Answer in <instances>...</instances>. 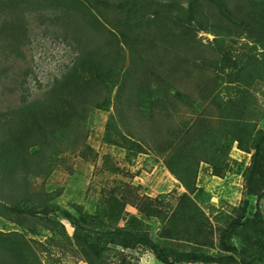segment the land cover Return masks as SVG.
Wrapping results in <instances>:
<instances>
[{"label":"rangeland","instance_id":"rangeland-1","mask_svg":"<svg viewBox=\"0 0 264 264\" xmlns=\"http://www.w3.org/2000/svg\"><path fill=\"white\" fill-rule=\"evenodd\" d=\"M80 1L0 0V264H91L60 208L238 259L247 242L233 240L227 252L228 229L253 225L258 210L264 219V199L244 194L264 133V0H116L126 7L107 14ZM195 2L209 29L184 39ZM128 31L141 35V56L125 53ZM106 35L117 50L103 46ZM85 49L112 69L108 81L96 78L111 92L109 107L107 94L67 107L69 93L55 88ZM149 49L163 52L152 69L174 88L141 72ZM46 101L55 103L48 123L24 110ZM120 250L98 264H164L142 247Z\"/></svg>","mask_w":264,"mask_h":264},{"label":"trees","instance_id":"trees-1","mask_svg":"<svg viewBox=\"0 0 264 264\" xmlns=\"http://www.w3.org/2000/svg\"><path fill=\"white\" fill-rule=\"evenodd\" d=\"M198 2V0H195ZM83 7L88 9V4L96 7L97 11L107 14L108 11L118 13L120 12L119 6L125 8L126 6L116 0H81ZM196 2L193 3L189 10L186 18H183L181 27L184 32L182 35L184 39H187L188 34L192 33L195 29L208 30L207 15L206 12L200 9V6ZM86 9V10H87ZM97 18V16H95ZM195 23L196 27L187 25L188 23ZM85 34L88 35L89 28H83ZM191 31V32H189ZM136 33V32H135ZM134 31H128L125 33V43L122 47H125V53L132 55L141 56L143 53H138L139 49L134 44L139 42L141 35L135 34ZM102 44L108 45L112 50H117L120 43L116 47L115 41L111 40L107 35L102 37ZM156 52V51H155ZM91 51L85 49L79 54L78 63L70 65L67 69V73L62 75L57 81L55 88L62 89V92L69 93L67 101L64 103L65 106L71 107L72 104H76V97L78 99H84L86 97L97 98L100 94H107L101 100L104 107H109L111 102V92L106 91L101 86H97L96 78H100V81L109 80L108 73H112V69H108L104 64V56L95 52L90 54ZM113 53V52H112ZM111 53V54H112ZM151 53L150 56H154L153 59L140 62V70L144 75L152 74L157 75V78L162 82L163 86L167 90L174 88L172 80L168 78H162L153 71L152 66L161 62L158 58V54L161 55L163 52L158 51L154 53L153 50H148ZM153 62V63H152ZM163 65L161 64V70ZM135 71V70H134ZM132 71V73L134 72ZM131 73V74H132ZM189 77V74H187ZM195 78V77H194ZM185 80V79H183ZM127 83L132 87L134 82L127 77L125 85ZM174 83V82H173ZM124 85V89H126ZM61 103V101H59ZM55 104L53 101H46L45 103L37 106L34 104L27 105L24 109L30 116H36L39 112L37 120H41L44 123H48L52 120L48 117L46 108L49 105ZM37 110V112H36ZM69 110L64 111V113ZM39 122H37L38 124ZM246 196H255L257 201L260 203L264 199V133L260 134L254 140V153L252 156V163L247 167L245 171V192ZM246 205L248 200L245 201ZM14 209L22 212H31L33 215L34 210L27 207H20L17 205L13 206ZM247 209V208H246ZM245 209V210H246ZM44 217H40L44 222V226L47 228H53L51 224L50 209L42 208ZM59 212L63 218H66L73 225L75 233L74 237L77 240L78 245L82 254L91 264H98V261L103 262V257L113 256L116 253L123 252L120 249H137L145 248L152 252L156 258L164 264H176L178 262H201L204 264H256L264 260V219L258 210L255 217H253V225L247 223L234 224L228 229L225 239L224 248L227 252L236 251L233 240L238 239L246 241V248L239 249V258L237 259L234 255H222L213 256L203 252L197 251H184L180 248L173 246H164L155 241L151 236L134 232L126 226L109 225L106 221L97 215H93L87 212H81L80 216L73 215L67 209H59ZM245 214V212L243 211Z\"/></svg>","mask_w":264,"mask_h":264}]
</instances>
